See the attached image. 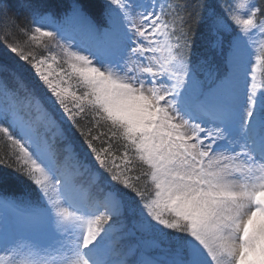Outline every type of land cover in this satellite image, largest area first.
Masks as SVG:
<instances>
[{
	"label": "snow or ice",
	"instance_id": "6c2138e0",
	"mask_svg": "<svg viewBox=\"0 0 264 264\" xmlns=\"http://www.w3.org/2000/svg\"><path fill=\"white\" fill-rule=\"evenodd\" d=\"M107 2L118 7H112L107 13V26L103 29H98L91 21L81 0H73L70 11L64 17L63 35L55 29L42 32L41 26L35 28L36 33L52 39L58 37L69 45L64 54L71 74L63 75H68L71 79L72 74H75L86 89L80 95L75 92L71 94L76 111L68 107L65 89L60 87V84L65 83L63 76L57 75L59 83L55 84L50 78L51 64L46 70H42L44 60L33 64L29 56L22 52L19 57L32 64L44 84L51 89L56 98L52 101L53 105L59 101L74 120L76 115L90 106V114L99 118L96 121L97 127H100V122L103 121L108 131L95 136L91 131L85 133L91 152L87 153L88 160H82L80 154L73 149L70 126H60L39 106L33 121L25 122L17 117V108L25 102L32 103L34 97L31 93H18L13 89L7 103L0 105V139L6 140L12 148V156L9 159L17 164L15 171L26 174L35 185H39L43 195L51 202L52 208L60 210L64 206L76 211L73 206L83 202L82 193L69 177V173L81 168L95 175L99 172L95 166L98 161L111 173V176L107 177L115 181V185L131 193L133 197H140L137 201L139 207L134 208L127 205L117 191L106 190L102 194V200L105 201L103 207L109 216L118 218L125 213H139L138 223L142 228L155 226L176 230L175 233L181 234L188 245L186 253L188 250L195 255L206 252L210 257L205 261H194L193 264H264V177L260 181L255 179L257 162L264 170V147L259 153H255L254 148L257 138L264 144V127L257 130L251 125H241L244 149L242 152L227 155L215 154L212 151L213 145L224 139L222 125L231 116L228 100L239 81L243 50L239 44L235 45L229 57L232 69L229 75L206 93L194 96L193 107L216 123V127L205 129L198 123L184 119L177 110L176 99L186 87L189 76L186 62L187 37H183L185 43L178 45L174 53L170 51L166 62L160 63L156 70L152 66H143V72L153 78L145 83L137 74L139 54L146 51L155 52V41H150L148 46L142 48L136 46V41L145 37L148 31H152L153 35L160 33L161 29L157 27L160 17L155 10L151 16L144 12L134 16L129 11L131 5L127 0ZM254 9L256 5H250L247 15H253ZM227 11L234 18L237 16L234 6H230ZM258 11L264 16V5ZM120 13L123 14L122 17ZM136 17L151 24V30L147 28V24H139ZM3 18L4 9L0 8V19ZM123 22L130 25L137 38L133 44L127 45L123 74L117 71L121 67L119 63L114 68L93 66L92 52H100L110 57L121 55L127 39L122 27ZM238 22L245 27L253 25L252 19ZM225 28L224 18L217 17V39L213 42L214 48L222 47L220 33ZM32 39L37 37L33 36ZM77 39L79 44H75V47L86 50L87 54L82 55L71 50L74 40ZM10 51L18 53V48L12 46ZM52 60L55 62L56 57L53 56ZM17 65L14 70L22 73L25 69L18 59ZM57 66L60 67L59 64ZM5 68L6 65L0 63V72ZM158 76H167L173 81L171 86H164L166 84L160 83L161 79L155 80ZM157 84L159 86H156ZM249 115L251 116V113ZM37 125L52 128V138L41 140ZM109 133L112 139L120 137L125 142L122 159L127 164L131 165L133 158L138 157L139 161L147 166L144 178H151L150 192L132 182V178L127 177L126 168L116 171L115 165L107 163L112 158L111 141L108 148L98 150L93 145V140L107 137ZM57 139L65 141L63 153L58 152L55 143ZM29 142L31 147L28 146ZM92 153H95L94 160L91 159ZM102 153L105 154L103 157ZM0 165L11 167L2 157ZM99 175L102 181L103 173ZM47 179L51 180L50 186L45 182ZM0 207L17 208L6 198H0ZM46 215V212H20L18 220L23 225H29L43 220ZM60 216L65 220L73 219L70 212L63 210L60 211ZM3 218L4 216L0 217V221ZM99 222L95 221L96 224ZM111 228L112 225H109V229ZM100 233L101 229L94 228L89 222L87 235H82L74 249L78 258L75 264H91L81 246L84 250L90 249L101 237ZM112 239L110 235L109 249L116 257L114 264H132L112 246ZM0 251L11 255L12 259L8 260V264H17V259L22 254L18 240L10 243L0 240ZM0 264H3L2 260ZM62 264H72L71 257L65 258ZM135 264H154V261L141 258Z\"/></svg>",
	"mask_w": 264,
	"mask_h": 264
},
{
	"label": "trees",
	"instance_id": "16d2710c",
	"mask_svg": "<svg viewBox=\"0 0 264 264\" xmlns=\"http://www.w3.org/2000/svg\"><path fill=\"white\" fill-rule=\"evenodd\" d=\"M72 2L73 0H0V8L4 9V18L0 19V63L6 65L5 70L0 72V84H2L0 86V105L7 103L13 89L17 90L18 93H31L34 97L32 103L25 102L19 106L16 111L17 117L25 122L33 121L36 108L39 106L47 111L60 126L65 128L70 126L73 134V149L80 154L82 160H88L87 153L91 152V148L88 147V136L85 133L91 131L93 136L99 135L108 131L107 126L101 121V126L97 127L96 121L99 118L90 114V107H86L84 112L76 115L74 120L59 101L53 105L52 101L56 98L51 89L44 84L42 77L32 64L19 57V53L22 52L24 55H28L34 64L39 60H44L46 63L55 56L59 59L61 68L68 70L69 63L66 62L67 58L64 54V50L67 48L62 40L58 37L52 39L42 36L35 32V28L41 26L42 32L55 29L63 35L64 17L70 11ZM156 2L161 9L157 27L161 29L160 33L169 35L173 42L174 52L178 45L185 43L183 37H187L186 62L189 67V77L199 84L206 86L209 78L228 69L227 61L232 50L239 43L246 30V27L238 21L247 19L248 10L240 15L241 7L256 5L253 15H249V17L253 20V25L263 28L264 38V16H261L258 11L264 5V0H156ZM81 3L86 14L98 29L107 26L106 15L113 7L108 4L107 0H81ZM230 6H234L236 12L238 11L235 18L227 11ZM217 17H223L226 23V28L220 33V39L223 41L220 49L213 47V42L217 39L215 29ZM33 36H36L37 39L33 40ZM10 44L20 47L17 55L11 53V48H8ZM261 49L256 77L257 83H259L257 94L260 103L264 102V42ZM17 59L19 64L24 66L25 70L22 73L14 70L18 67ZM42 70H45L44 65ZM56 77L57 75L51 72L50 78L54 84L59 83ZM64 81L65 83L60 84V87L69 89L67 84L72 85V81ZM75 82L78 84V81ZM75 84L70 89L78 94L83 86L80 84L76 89L77 85ZM65 95L66 97L70 96L67 93ZM66 103L69 108L76 109L75 103H71L70 99L67 98ZM256 116L257 119L253 121L257 125H264V108L262 106L257 108ZM37 130L41 140L52 138V128L37 125ZM109 141L112 145V158L107 163L115 165L114 170L116 171L126 168L127 177H131L132 182L138 183L142 189H147L150 192L151 178L148 177L147 180L144 178V171L147 166L143 165L138 157L133 158L131 165L122 159L125 151L123 147L125 142L122 138L112 139L111 133H109L107 137L102 136L100 140H93L92 143L99 150L108 148ZM55 143L58 152L63 153L65 141L57 139ZM6 151L7 155H5ZM104 155L102 153V157ZM129 155L132 156V153L129 152ZM11 156V146L6 140L0 139V157L7 160L8 164L11 165V167L0 165V198L9 199L21 207L46 210L47 203H45L42 189L39 185H35L34 181L26 174L22 175L15 171L17 164L9 159ZM91 159H95V153H92ZM95 166L99 170L95 175L81 168L69 173V177L77 185L82 195L86 194L87 201L105 202L102 200V194L106 190H112L117 191L126 204L128 202L131 207H139L137 201L140 200V197H133L131 193L115 185L116 182L108 178L111 173L98 161H96ZM99 173H103L102 181ZM138 175L139 180H137ZM165 215L167 216V213ZM138 217L139 213L135 215L125 213L118 218L108 214H102L100 218H95L93 227L101 229V237L93 246L105 245L109 249L110 235H115L112 239V246L118 249V253L128 250V248L142 247L143 242H149L151 245L147 253L157 258L162 255H169L168 251L171 249L187 246L182 235L175 233L176 230H166L155 226L142 228L139 226ZM97 220L100 221L99 224L95 223ZM153 223L158 222L153 221ZM109 225H112L111 229H109ZM113 227H118L120 231H113ZM104 230H106L105 233ZM184 254L187 255L186 252Z\"/></svg>",
	"mask_w": 264,
	"mask_h": 264
},
{
	"label": "rangeland",
	"instance_id": "374dc122",
	"mask_svg": "<svg viewBox=\"0 0 264 264\" xmlns=\"http://www.w3.org/2000/svg\"><path fill=\"white\" fill-rule=\"evenodd\" d=\"M127 3L129 5H131L129 11H131V13L134 16L137 13H139L140 9L142 8V3H139V0H138V2H137V0H127ZM145 3L147 6L149 5V1H146ZM113 6H114V8L118 7V5H113ZM246 6H248V5H246ZM246 6L240 8V11H241L240 15L241 14L243 15L245 12H247L246 10H248V7H246ZM120 15H121V17L123 16L122 13H120ZM136 19H137L139 24L144 25V22H145L144 20H141L138 17H136ZM247 19H250V17H247ZM123 23L125 25L129 26V24H127V22H123ZM122 27L124 29L125 26L122 25ZM248 28H249L248 36L250 38H252L256 44L257 43L260 44L261 38H260L259 28H255L252 26H248ZM127 32L129 34H132V35H130V37H127V39L125 41V47L124 48L126 50H128L127 45L133 44V42L137 39L134 36L133 32L131 31V28L128 29L126 31V33ZM147 34H149V32H146V38H138L137 39L136 46L138 48L146 47V46H148L150 41H153L154 37L152 35L148 36ZM76 41L79 42L78 39L74 40V42H76ZM62 42L65 44L64 46L68 49V47H69L68 43L65 40H62ZM74 42H73V46L71 48L72 51L79 52L82 55L87 54L86 51H84V50L82 51L79 48H76L74 46ZM12 46L13 45L10 44L8 48L10 49ZM16 47L18 48V51H19L20 47L18 45H16ZM256 49L257 48H255V51H254V57H255V53L257 54L259 51V50L256 51ZM147 52L148 51L144 52V54ZM126 53H127V51H126ZM15 54L17 55L18 53H15ZM97 54H99V55H97ZM91 55H92V59H93V66H97V67H101V68H114L115 65L117 63H119L121 65V67L119 69H117V71L120 74H123V63H124V60L126 58V55H123V53H121V55L118 57L106 56L105 54L100 53V52H92ZM148 55H150V54H148ZM244 58L245 57L243 55L242 59H241V65L249 63V62L244 61L243 60ZM250 61H251L250 65H245V68L243 70L242 69L240 70V73L242 74L243 79L239 80L240 85H238L236 88L237 90H239L241 87L244 88L245 93H244L243 98L245 99V102L250 97V94H248V85H249V79L251 78V70L253 67L252 64L254 62L253 60H250ZM59 62L60 61L58 58H56L55 62L51 58L50 61H48L44 64V69L46 70L47 66L49 64H51L52 67L49 71H51L55 75H62L64 80L72 81V85L69 86L67 84V87H69V89H70V87H74L73 85L76 83L75 81H78V84H75V85H77L76 86V89H77L81 84L78 77L75 74H72V79H69L68 75H63L64 73L71 74V69L69 66L67 68L68 70L61 68V66L58 67L57 65L59 64ZM155 65H156V62H155ZM143 66H145V65L140 60V64L137 66V74L140 75L141 78H142V75L145 76V72H143ZM156 68H157V66H156ZM145 83H147V82L145 81ZM81 86H82V84H81ZM64 89H65V93L70 95V96H67V98L70 99V102L71 103L74 102L71 100V94L73 93V91H71V89L69 90L68 88H64ZM79 91H80V93H78L76 95H80L81 93L86 91V89L84 87H82ZM75 93H76V91H75ZM186 97L188 100H192V97L189 94H187ZM234 97H238V95L235 94ZM232 100L234 102V105L237 107L236 112H234L236 114V117H238L235 120V123H238L241 125L245 124V121H246L245 115L247 113V109L244 106H242V103L240 102L239 98H233ZM88 107H90V106H88ZM177 109L180 110L181 109L180 106H177ZM75 110L76 109H74L73 111H75ZM178 114L183 116L184 119L190 121V119H188L187 115L184 116L183 114H180V113H178ZM229 134H230L229 129L226 128L224 130V139L219 140L215 143V145H217V149H215V148L212 149V150L217 151L216 153H215V151H213L215 154H220V153H224L227 155L237 154L235 149H234V142L232 141V143L227 144V142H229L232 139L233 140L236 139L235 141L237 143V146L240 148V150H242L241 147H242V143H243V137L241 136V134H237L235 136V139L233 138L232 134H230V137H229ZM227 145L231 148V150H228L226 148ZM213 147H214V145H213ZM257 147H258V145L255 146V148H257ZM227 163H229V162H222V164H227ZM237 163H239V162H237ZM257 164L255 165V170H256L255 179L257 181H260L261 178L264 177V170L261 169V166L259 165L258 162H257ZM232 166H235V165H232ZM49 203H51V202H49ZM127 205H129L128 202H127ZM61 210L70 212L72 214L73 219L72 220L63 219L60 216ZM1 211L4 215L9 216L8 213L5 212L4 210H0V212ZM56 214H57V219L55 220ZM84 217L85 216L83 213L75 212L70 207L62 206L60 210L55 208L54 215L50 216L48 221L46 223H44L42 226H43V228H46L47 226L51 225V228L57 227L58 230L61 229L62 236H63L62 239H61L59 231H58L59 233L57 236L51 235L49 241H48L47 237H45L41 241V243L45 244V245L42 246V245L38 244L37 246H34V250L32 253H30V251L33 249L32 247H33L34 243H32L30 245H26V241L28 239H32L33 237L28 234L27 237H25V239H23V240H20V238H18V233L23 234L22 232H24V231H26V233H28L27 230L32 229V227L21 224L15 218H12L11 224H8L7 222L2 224V230H0V240H2L4 243H10L13 240H18L22 254L17 259V264H62V261L68 257H71L72 264H75V261L78 258L75 256L74 249L77 246L78 241L82 237V232L84 229V224H83ZM3 220H4V218H3ZM80 225L82 226V228L78 232ZM0 227H1V223H0ZM15 234H16V236H15ZM34 239L39 240V237L36 236ZM34 239L32 240V242H34ZM81 250L83 251L82 246H81ZM9 259H12L10 254L5 253L3 251H0V260L3 261V264H8ZM207 259H210V257L207 255L206 252H204L202 254V258L200 259V261H205Z\"/></svg>",
	"mask_w": 264,
	"mask_h": 264
},
{
	"label": "bare ground",
	"instance_id": "6f19581e",
	"mask_svg": "<svg viewBox=\"0 0 264 264\" xmlns=\"http://www.w3.org/2000/svg\"><path fill=\"white\" fill-rule=\"evenodd\" d=\"M210 7V6H209ZM213 9V7H211Z\"/></svg>",
	"mask_w": 264,
	"mask_h": 264
}]
</instances>
